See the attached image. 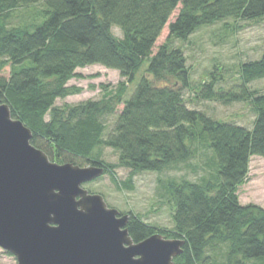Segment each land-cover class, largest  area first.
Listing matches in <instances>:
<instances>
[{
	"label": "trees",
	"instance_id": "16d2710c",
	"mask_svg": "<svg viewBox=\"0 0 264 264\" xmlns=\"http://www.w3.org/2000/svg\"><path fill=\"white\" fill-rule=\"evenodd\" d=\"M41 2L48 7L42 23L10 25L12 11ZM179 5L166 43L154 53ZM229 17L262 18L264 0H0V98L32 130V144L52 161L77 164L66 159L80 157L97 165L99 148L109 146L119 152L118 163L107 165L110 173L118 166L129 168L131 175L161 172L190 160L192 142L209 138L214 174L199 182L170 180L165 186L171 228L149 225L130 213L128 229L136 242L157 232L185 240L174 264H264V207L242 204L239 195L252 156L264 157V93L250 88L264 78V53L240 64L236 86H218L211 72L210 81L194 89L197 98L249 102L256 117L248 128L188 106L184 93L193 89L191 69L183 49L170 42ZM113 26L123 37L114 34ZM145 59L152 78L143 76L128 97ZM8 64L11 72L5 77L2 69ZM98 64L117 69L122 80L116 86L101 84L100 99L58 106V98L83 91L69 85L82 76L77 69ZM120 104L106 135L104 119ZM219 248H224L221 255Z\"/></svg>",
	"mask_w": 264,
	"mask_h": 264
},
{
	"label": "rangeland",
	"instance_id": "374dc122",
	"mask_svg": "<svg viewBox=\"0 0 264 264\" xmlns=\"http://www.w3.org/2000/svg\"><path fill=\"white\" fill-rule=\"evenodd\" d=\"M180 7L181 5L174 11L163 29L154 47V53L160 45L166 43L169 35L168 25L176 19ZM47 9L44 2L17 8L12 11L9 23L11 26L42 23L47 17L45 13ZM112 30L117 37H123L119 27L113 26ZM170 42L172 46L183 49L187 57V64L191 69L193 89H187L184 93L188 106L204 111L216 120L251 128L256 113L249 102L234 101L226 104L197 98L194 95V89L201 82H209L211 72L218 76V86L229 88L238 84L237 71L240 64L259 59L264 53V17L252 20L229 17L222 21L218 20L214 24L203 25L188 39L172 37ZM148 65L149 60L145 59L141 69L136 73L135 79L129 85L128 97L131 96L143 76L152 78L146 71ZM10 72V64L3 67V76L9 77ZM77 72L82 76L70 80L69 85L80 86L83 91L66 98H58L56 100L58 106L76 105L88 100L100 99L103 95L101 84L116 86L122 80L117 69L99 64L78 68ZM250 88L264 93V78L252 82ZM122 108L123 104H120L115 114L105 117L106 135L112 131L117 115ZM206 141L201 138L192 142L195 155L187 162L172 165L161 172L143 171L135 175H131L129 168L121 166L115 167L110 173L108 171L110 168L107 165L118 163L119 152L112 147L103 146L99 148L101 160L99 162L105 166V173L98 179L84 184V187L92 193L102 194L108 205L118 209L121 213L138 215L147 224L158 228H171L174 225L172 203L165 186L170 180L186 179L199 182L214 174V152L207 145L209 138ZM66 161H74L82 167L93 165L80 157L74 160L67 158ZM239 195L242 204L254 203L264 207V157L252 156L249 177L240 187ZM223 249L219 248L216 254H223ZM0 264H17V259L0 248Z\"/></svg>",
	"mask_w": 264,
	"mask_h": 264
},
{
	"label": "water",
	"instance_id": "95a60500",
	"mask_svg": "<svg viewBox=\"0 0 264 264\" xmlns=\"http://www.w3.org/2000/svg\"><path fill=\"white\" fill-rule=\"evenodd\" d=\"M32 137L0 98V248L17 264H174L184 239L134 241L130 214L84 187L105 166L56 163Z\"/></svg>",
	"mask_w": 264,
	"mask_h": 264
}]
</instances>
